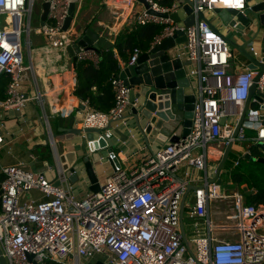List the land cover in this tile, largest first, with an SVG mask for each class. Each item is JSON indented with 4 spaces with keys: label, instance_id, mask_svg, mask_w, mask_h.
Masks as SVG:
<instances>
[{
    "label": "built area",
    "instance_id": "1",
    "mask_svg": "<svg viewBox=\"0 0 264 264\" xmlns=\"http://www.w3.org/2000/svg\"><path fill=\"white\" fill-rule=\"evenodd\" d=\"M35 1L0 0V81L9 78L0 109L7 112L22 113L31 102H42L45 96L38 92L29 98L22 89L23 74L31 69L24 65L23 33L29 47L32 34H37L50 49L63 51L71 70L79 62L92 61L97 65L100 60L99 52L92 49L80 48L73 57L68 51L73 26L67 31L64 27L71 6L79 8L82 0H40L49 4L48 16L44 25L32 27ZM191 1L195 3V12L204 14L217 8L246 7V0H229L231 4L226 0ZM146 3L149 8L140 0H106L105 5L108 17L123 29L161 26L151 49L178 32L184 33L186 40L177 54L191 62L189 76L197 86L190 134L178 144L161 147L121 168L107 177L98 193L89 192L81 198L74 196L71 188L62 187L69 181L63 174L48 178L45 172L32 171L23 164L1 166L0 162L4 175L0 247L8 264L62 263L72 253L85 259L105 255L114 264H264V205L246 204L243 193H225L221 185L209 182L208 176L193 190L194 202L185 207L186 216L195 221L194 251L184 243L181 230L182 202L195 180L184 167L205 171L212 146L226 147L232 141L236 144L246 140L245 127L236 138L233 134L260 70L257 67L238 73L229 70L232 49L213 22L210 21L216 29L202 20L185 27L170 17L180 9L174 0L171 5L155 0ZM24 16L28 18L25 28ZM250 51L264 64L259 49L252 47ZM141 54L140 49H135L127 66L135 65ZM256 84L257 90L264 93V71ZM112 86L115 105L109 112L90 109L82 118V128L103 130L111 122L124 120L130 105V89L119 76L112 79ZM246 120L256 131L254 144L264 142V119L260 112L249 111ZM47 129L52 138L55 128L48 123ZM3 145L0 131V149ZM240 159L242 156L233 163V169L240 166ZM121 161L126 164L128 160ZM183 168L184 178H179ZM57 181L63 184L56 185ZM33 193L43 199L33 198ZM225 200H232L231 218L235 224L214 225L208 205ZM198 219L203 222H197ZM218 229L231 230L238 239L214 238Z\"/></svg>",
    "mask_w": 264,
    "mask_h": 264
},
{
    "label": "water",
    "instance_id": "2",
    "mask_svg": "<svg viewBox=\"0 0 264 264\" xmlns=\"http://www.w3.org/2000/svg\"><path fill=\"white\" fill-rule=\"evenodd\" d=\"M149 8L146 0H140ZM180 9L170 15L177 23H183L185 27L198 24L201 20L213 24L206 18L203 12H195V3L191 0H174ZM76 7L71 6L70 15L66 21L64 30L71 26ZM49 12V4L42 3L40 25H44ZM152 13V11H151ZM224 27L231 29L229 35H224L227 44L231 49L238 51L250 63L251 68H259L260 74L250 89L249 98L245 104L242 116L234 130L233 137L236 138L242 127L252 129L253 124L246 120L249 111L260 112L261 119H264V93L257 90V81L264 71V64L255 58L249 51L253 43H258L261 54L264 55V0H246L244 10L215 9ZM166 17V15H164ZM78 42L69 47L70 56H75L80 48L92 49L104 53L113 48L111 41L100 35L99 30H83ZM218 31V30H217ZM246 31L253 33L247 41L236 42ZM186 40L183 32H178L173 37L164 40L160 45L155 46L147 52H143L137 63L133 66H126L119 77L130 89L129 92V113L124 120L111 122L108 128L88 129L74 126L75 119L67 120L59 118V125L52 133L53 141L47 139L50 157L48 164L53 167L51 175L55 178L63 174L72 184L86 181L89 190L93 193L100 191L99 174L96 172L97 165L110 164L116 173L121 168V162L116 154V149H121L119 144H126L134 141L141 143L143 148L151 149L152 143H165L174 145L185 139L191 131L193 111L196 103L197 86L194 79L189 76L191 62L183 61L176 49ZM74 63L76 59L74 58ZM258 104V105H257ZM255 105L258 107L255 108ZM225 119L222 120V124ZM114 124H120L115 127ZM232 141L226 146L222 160L219 163L216 174L209 182L221 185V172L227 167L229 157L234 149ZM252 152L245 154L244 158L253 162L264 163V142L256 143ZM257 155V156H255ZM105 159V160H103ZM54 162V164H52ZM32 171H37L35 168ZM57 181L56 185H62ZM2 185L0 184V205ZM195 188L189 189L187 195ZM246 196L254 191L248 187L243 188ZM186 199V198H185ZM185 199L181 206V230L184 243H188L184 227ZM109 261V260H108ZM0 264H8L4 252L0 247ZM83 264H114L112 261H90Z\"/></svg>",
    "mask_w": 264,
    "mask_h": 264
},
{
    "label": "crops",
    "instance_id": "3",
    "mask_svg": "<svg viewBox=\"0 0 264 264\" xmlns=\"http://www.w3.org/2000/svg\"><path fill=\"white\" fill-rule=\"evenodd\" d=\"M105 2L106 0L81 1L80 7L75 11V16L72 22L73 35L70 46L75 45L79 40L78 38L81 37V32H78L77 28H82L83 30H99L100 35L106 37L109 41H111L110 35L116 36L120 32L125 36L132 35L133 38H137V32L134 31V28L123 29L108 17L109 14ZM205 16L209 21L215 24L212 20L213 16L217 18V14L215 12H207ZM217 20L219 21L218 18ZM221 26L222 28L217 26V29H219L223 35H229L231 33V29H228L223 25ZM252 34L253 33L250 31H246V33L243 34L239 40L237 37L235 40L238 43H242L247 41ZM32 36L30 38V47L25 43L24 65L26 68L31 67V69L27 70L23 74L22 89L29 98H34L38 95V92L43 93L45 96H43L42 102H31L22 113L12 111L7 112L0 109V131L4 137V145L0 149V162L1 166L23 164L30 170L35 168L39 172H45L48 178H52L53 176L51 175V172L53 167L47 162L50 157L47 139H50L53 148L56 143L54 142L53 144V137H49V130L47 129L48 123H50L53 128H56L59 125V118H64L69 121L75 119L76 121L74 126L82 128V118L86 112L90 110V106L88 103L83 102L75 95L77 88V74L75 69L71 70L69 68L68 56L61 50L50 49L42 36L37 34H32ZM111 43L114 46V43ZM252 47H256L260 50L259 44L253 43L248 49L250 53V48ZM182 48L183 44L176 49L175 53L177 54L178 52H181ZM113 51L116 53V49L113 48ZM183 61L186 60L183 59ZM126 66L127 64L121 63L122 70ZM192 67L195 68L197 66L196 64H192ZM246 69H251L250 63L247 59L244 58L238 51H231L229 70L233 73H238ZM4 79L7 82V77L0 81V99L5 98L6 86L3 90H1V85L4 84ZM56 111H59V113L57 114ZM118 125L120 124H114L115 127H119ZM119 145L121 146V149H116V154L120 160H128L126 164L121 161L122 169L131 166L151 152L166 146L165 143H156L155 141L152 143L150 150L143 148V144L134 143V141ZM225 150L226 147L222 144L212 146L211 154L207 162V169L205 171L196 172L191 168L184 167L185 169H189L195 178V180H192L190 189L196 188L197 185L202 183V181L204 182L207 176L209 180L215 176L220 160L223 157L220 153H224ZM248 152H252V150L249 149L244 142L236 143L229 157L231 158L229 163L233 165V163L238 160L239 156H242L243 159L245 154ZM258 157L264 158V155L261 154L258 155ZM242 159H240V163ZM52 164H54V162H52ZM184 168L178 173L179 178H184ZM105 170L108 171V175H101ZM96 172L99 174L100 185H103L108 176L115 173L112 166L108 163L102 166L98 164ZM224 173L225 175L229 174L230 176L228 169H225ZM224 173L222 171L220 176L222 177V174ZM3 180L4 175L1 174L0 171V184ZM62 187L65 189L71 188L73 195L77 198L84 197L87 193L91 192L89 190V184L86 181H81L78 184H72L67 181ZM243 188L241 189L242 191ZM221 190L227 193L222 188ZM241 190L236 188L229 194L241 192ZM32 196L35 199H43L38 193H33ZM185 198V207L188 204L193 203V190ZM186 212L187 209L184 214V227L188 239V243L186 245L189 246L191 251H194L192 239L195 235V221L190 220V218L186 216ZM208 213L214 225H226L229 227L235 224V221L231 218L234 214L232 200L210 202L208 205ZM186 218L188 222L190 221V225L186 224ZM197 222L202 223L203 219H198ZM214 238L238 239V237L231 230L224 231L222 229H218L214 232ZM90 261L109 262L108 257L105 255L98 254L92 259H85L72 253L69 254L62 263L48 262L47 264H83Z\"/></svg>",
    "mask_w": 264,
    "mask_h": 264
},
{
    "label": "trees",
    "instance_id": "4",
    "mask_svg": "<svg viewBox=\"0 0 264 264\" xmlns=\"http://www.w3.org/2000/svg\"><path fill=\"white\" fill-rule=\"evenodd\" d=\"M155 1L162 5H171L173 3V0ZM161 30L162 27L157 25L138 26L134 29L137 32L136 39L132 35L125 36L121 32L116 36L110 35L116 53L113 51V48L100 53V60L97 65L90 61L77 63L75 68L77 74L75 95L83 102L88 103L90 109L109 112L115 105L112 79L120 75L122 71L121 63L128 64L134 50L137 48L142 53L149 51L154 38ZM8 79L7 77V82L4 79L1 90L5 86L7 87ZM257 107L255 105V108ZM245 160L247 166L242 170L233 169L230 163L227 165L226 169L230 171L231 182L240 190L244 186H247L249 191H254L246 196L241 190L246 204L254 206L264 205V163Z\"/></svg>",
    "mask_w": 264,
    "mask_h": 264
},
{
    "label": "rangeland",
    "instance_id": "5",
    "mask_svg": "<svg viewBox=\"0 0 264 264\" xmlns=\"http://www.w3.org/2000/svg\"><path fill=\"white\" fill-rule=\"evenodd\" d=\"M33 11L34 12H33L32 19H31V26L32 27H37L40 24V17H41V13H42V2L40 0L35 1L34 10ZM2 18L5 19L4 17H2ZM212 20L214 21L216 26H219V28H222L220 22L217 20L216 17L213 16ZM27 23H28V18H27V16H24V20H23L24 28L27 26ZM33 36H32V38H33ZM26 37H27L26 33H23L22 40H23L24 47H25ZM231 51H233V49ZM245 134H246L247 138L244 141V143L246 144V146L249 149H251L255 145L254 142L252 141V139L256 136V131L253 128L252 129L246 128L245 129ZM230 160H231V158H229L228 164H229ZM245 166H247V164H246V160L243 158L241 163H240V166L237 168V170H242V169L245 168ZM225 169L223 170V173L225 172ZM107 172L108 171L105 170V171L102 172L101 175L106 176V174L108 175ZM221 178L223 180V183L221 184V188L224 191H226L227 193H230L231 191L236 189V186L233 185L232 182H231V178H230L229 174L225 175V173H224V174H222ZM186 224L187 225L191 224L190 221L188 222L187 218H186Z\"/></svg>",
    "mask_w": 264,
    "mask_h": 264
},
{
    "label": "bare ground",
    "instance_id": "6",
    "mask_svg": "<svg viewBox=\"0 0 264 264\" xmlns=\"http://www.w3.org/2000/svg\"><path fill=\"white\" fill-rule=\"evenodd\" d=\"M226 2L228 3V4H231V3H229V0H226ZM223 6V5H222Z\"/></svg>",
    "mask_w": 264,
    "mask_h": 264
}]
</instances>
